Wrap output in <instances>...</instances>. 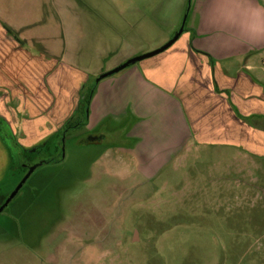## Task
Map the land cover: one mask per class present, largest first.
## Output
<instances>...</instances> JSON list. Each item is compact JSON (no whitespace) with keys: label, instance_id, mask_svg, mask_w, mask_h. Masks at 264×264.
I'll return each instance as SVG.
<instances>
[{"label":"rangeland","instance_id":"obj_1","mask_svg":"<svg viewBox=\"0 0 264 264\" xmlns=\"http://www.w3.org/2000/svg\"><path fill=\"white\" fill-rule=\"evenodd\" d=\"M174 2L28 0L31 20L38 17L45 26L32 24L18 32L21 38L26 32L32 53H42L48 71L16 82L23 90L14 98L4 92L20 141H34L25 137L22 123L34 128L38 121L58 119L63 116L58 106L68 108L66 116L78 87L81 94L125 55L133 58L167 42ZM55 21L61 28L52 27ZM63 31L66 40L57 43ZM67 49H74L76 63L87 73L56 75V65L70 54ZM29 96L38 107L28 111L23 98ZM78 116H84L80 105L70 124ZM43 126L32 136L52 127ZM119 129L101 130L105 137L91 147L85 140L99 133L98 126L74 128L67 133L63 157L58 151L59 162L34 170L25 182L33 202L21 189L0 213V264H264L262 133L241 141L240 152L228 142L191 146L150 179L123 152L134 140ZM161 149L167 160V144ZM17 160L19 166L11 165L0 181L1 193L14 188L24 173Z\"/></svg>","mask_w":264,"mask_h":264},{"label":"crops","instance_id":"obj_2","mask_svg":"<svg viewBox=\"0 0 264 264\" xmlns=\"http://www.w3.org/2000/svg\"><path fill=\"white\" fill-rule=\"evenodd\" d=\"M27 2L0 0V181L11 162L4 131L25 152V158H48L59 151L58 137L65 122L79 112L78 87L79 93L73 104H68L70 110L66 116V107L58 106L63 115L58 119L38 121L34 128L28 122L22 123L25 137L34 141H20L16 122L7 112L12 105L4 92L11 93L14 98L17 91L23 90L16 82L33 75L42 76L48 71L42 53H32L26 32L22 33L23 38L18 32L32 24L45 26L38 17L31 20L30 3L27 5ZM185 9L187 0H175L172 9L175 16L168 39L176 32ZM51 24L55 29L61 28L58 21ZM64 39L63 31L62 41H56L64 44ZM263 51L264 0H189L184 31L178 40L165 52L100 80L88 104V116L84 111L82 125L74 128L98 126L99 133H91L85 140L89 146L98 147L105 137L104 132L124 127L121 131L134 142L123 152L135 158L142 175L150 179L191 146H219L228 142L227 145L240 152L241 141L253 139L256 133L263 134L264 142ZM69 53H63L66 56L56 65V75L64 71L87 73L76 63L74 49ZM128 59L126 55L121 58ZM120 63L113 64V68ZM23 100L28 111L38 107V104L32 105L30 96ZM45 122L52 127L33 137V133H41L46 127L43 126ZM110 122L115 124L111 126ZM257 124H262L263 128ZM164 144L168 147L167 160L161 149ZM243 150L256 153L252 148ZM33 194L32 191L28 195L30 203Z\"/></svg>","mask_w":264,"mask_h":264},{"label":"water","instance_id":"obj_3","mask_svg":"<svg viewBox=\"0 0 264 264\" xmlns=\"http://www.w3.org/2000/svg\"><path fill=\"white\" fill-rule=\"evenodd\" d=\"M188 9H189V2H188V6L186 9L185 15L183 17V21H182L179 29L173 34V36L166 43H164L160 47L156 48L155 50H152L150 52H147V53H144L142 55H139V56H136V57H133V58H130L128 60L123 61L122 63H120L116 67L112 68L111 70L100 74L97 78H95L93 83L97 84L100 80L107 78L111 75H114V74L120 72L121 70H123V69H125L131 65H134L135 63H137L141 60L151 58L153 56H156V55L163 53L166 50H168L178 40V38L181 36V34L184 31V25H185V20L187 17ZM85 114H87V107L85 108ZM63 141H64V133L61 135L59 142L63 143ZM63 151H64V147L62 145V147H61L62 157H63ZM49 163H50V161H39V162L33 163V164L32 163H26L24 161H20V165L27 168V172L20 179V181L16 184V186L13 188V190L9 193L7 198L4 200V202L0 206V213L8 205V203L17 195L19 189L22 187V185L25 183V181L30 177V175L34 172V170L41 165L49 164Z\"/></svg>","mask_w":264,"mask_h":264},{"label":"trees","instance_id":"obj_4","mask_svg":"<svg viewBox=\"0 0 264 264\" xmlns=\"http://www.w3.org/2000/svg\"><path fill=\"white\" fill-rule=\"evenodd\" d=\"M95 86H96V84H94L92 82L90 84V86H88V88L86 89V91L81 90V91H83V93L81 92V94H80V110L82 111V113L85 111V108L88 107V104L90 102V99H91V96H92V93L94 91ZM82 89L85 90V86H83ZM68 124L71 125L70 124V120L67 122V125ZM79 125H82V124H79ZM4 138L6 139L7 144H8V147H9L11 153H12L11 154V162H10L9 170L6 172V175L3 177V180L5 181L6 178H7V176H8V174H9V172L12 169V166L15 163L19 166L18 160H17V157L16 156L18 155V150H20V148L15 143V141L5 131H4ZM23 153H25V152L23 151ZM10 191H11V189H9V191H7L6 193H0V206L2 205V203L4 202V200L6 199V197L8 196V194H9Z\"/></svg>","mask_w":264,"mask_h":264},{"label":"flooded vegetation","instance_id":"obj_5","mask_svg":"<svg viewBox=\"0 0 264 264\" xmlns=\"http://www.w3.org/2000/svg\"><path fill=\"white\" fill-rule=\"evenodd\" d=\"M80 118L74 123V124H71V125H67V122L69 121H67V122H65V124L63 125V128L61 129V132H60V134H59V137H58V148H59V151L61 150V147H62V145H63V147H64V144H65V139H64V141H63V143H60L59 141H60V137H61V135L64 133V138H65V136H66V134L70 131V130H72L74 127H76L77 125H79V124H82L83 122H82V118H81V116H79ZM71 120V119H70ZM33 152H35V151H33ZM12 154V153H11ZM57 155H58V153L55 155V156H51V157H48V158H39L38 160L39 161H50V163L49 164H56V163H58L59 161L57 160ZM17 158H19V161H24V162H26V163H35V162H37V160H31V159H27V158H25V153H23V151L20 149V150H18V155L16 156ZM21 166V165H20ZM14 167V166H13ZM12 167V168H13ZM22 168H23V171H24V173H22V175L19 177V179H18V181H17V183L20 181V179L25 175V173L27 172V168H25V167H23V166H21ZM32 174H34V172L32 173ZM26 182V181H25ZM16 183V184H17ZM23 187H25V183L22 185V187L19 189V191L21 190V189H26V187L25 188H23ZM13 190V188L11 189V191ZM10 191V192H11ZM18 191V192H19ZM33 190H29L28 188L26 189V195H28V194H30L31 192H32ZM9 192V193H10ZM30 192V193H29ZM18 194V193H17ZM9 195V194H8ZM7 198V197H6ZM10 203V202H9ZM9 203H8V205H9ZM7 205V206H8ZM6 206V207H7ZM5 207V208H6Z\"/></svg>","mask_w":264,"mask_h":264},{"label":"built area","instance_id":"obj_6","mask_svg":"<svg viewBox=\"0 0 264 264\" xmlns=\"http://www.w3.org/2000/svg\"><path fill=\"white\" fill-rule=\"evenodd\" d=\"M262 63L264 64V51L262 53Z\"/></svg>","mask_w":264,"mask_h":264}]
</instances>
